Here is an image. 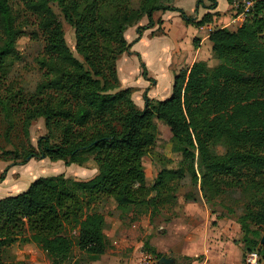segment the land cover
Returning a JSON list of instances; mask_svg holds the SVG:
<instances>
[{
	"label": "trees",
	"instance_id": "16d2710c",
	"mask_svg": "<svg viewBox=\"0 0 264 264\" xmlns=\"http://www.w3.org/2000/svg\"><path fill=\"white\" fill-rule=\"evenodd\" d=\"M20 1L37 18L44 37V55L38 62L45 78L35 92L20 100L17 94L1 93L5 66L17 52L23 31L12 0H0L1 110L9 121L21 110L28 135L33 120L44 117L49 131L58 129L61 135L59 141L52 133L40 137L43 155L82 167L92 161L98 172L86 180L64 174L40 177L25 191L0 198V264H7L5 251L18 240L35 242L52 264L67 261L73 248L102 255L107 250L106 215L92 204L105 198L119 211L145 206L153 220L168 222L177 213L186 174L196 188L183 194L184 201L203 198L212 212L235 218L242 227L245 254L256 251L258 264H264L260 243L264 234V0H255L235 30L215 26L211 31L215 66L209 68L200 60L182 68L174 76L171 96L162 100L145 96L143 107L133 98L137 88L123 87L118 75L117 61L130 48L126 31L137 26L140 39L142 29L163 23L161 17L155 18L157 12L177 11L187 24L202 26L213 22L219 11L199 19L176 6L175 0H138V6L133 0ZM51 2L59 5L75 29L79 56L68 44ZM217 6V0H212L207 8ZM144 17L148 21L142 25ZM157 120L170 127L172 151L182 159L177 167L162 168L148 185L143 159L156 143ZM216 145L226 147L225 152L214 150ZM7 153L12 157L4 155L0 160L20 164L17 151ZM35 155L27 151L25 157ZM247 171L261 177L248 178L258 191L238 213L219 197L231 184L227 177ZM143 249L159 264L162 251L148 239ZM184 259L185 263L173 264L193 260Z\"/></svg>",
	"mask_w": 264,
	"mask_h": 264
},
{
	"label": "rangeland",
	"instance_id": "374dc122",
	"mask_svg": "<svg viewBox=\"0 0 264 264\" xmlns=\"http://www.w3.org/2000/svg\"><path fill=\"white\" fill-rule=\"evenodd\" d=\"M204 1H209L210 4L212 3V0H200V3H204ZM217 1L218 8L223 11V13L226 11L227 14L235 12L230 6L229 0ZM12 2L18 17L17 22L21 26L23 32L16 43L17 52L8 59L5 66L1 93L3 95H7L8 93L17 94V99L20 100L22 99V95H30L35 92L38 85L45 78V70L38 62L44 55L45 41L42 33L38 29L37 18L30 12L24 10V6L20 0H12ZM173 3L183 8L189 14L195 15L197 13L195 9L197 8L198 0H175ZM132 4L138 6L139 1L133 0ZM51 5L63 24L68 44L75 54L79 56L75 49L77 38L75 29L66 21L59 5L56 2H51ZM198 8V12H200L201 16L207 7L205 8V5L201 4ZM163 14L164 18L168 16L172 18L173 25L179 26V33H181L183 24L182 22L177 24V21L183 18H177L179 12L168 10L164 11ZM147 21L148 19L144 17L141 20V24L144 25ZM158 29V27L142 29V39H139L140 34L135 31L136 37L133 40L137 43L134 49L138 51H136V56L129 55V64L131 65L132 74L131 80L132 84L135 86H143V83H147L146 87L143 89L141 88L142 92L135 93V101L142 102L144 94L155 100L166 99L172 94L174 76L176 73L174 69L169 66L172 56L171 43L168 37L157 34ZM262 41L264 43V33L262 35ZM206 63L209 68H212L218 63V60L212 56L209 57ZM144 71L153 78L152 81H145L147 77ZM152 82H155V84L153 85ZM141 89L137 88V90ZM22 117V111H16L12 115V120L9 121L0 107V156L5 155L6 158L12 157V153L5 154V151H17L20 155L18 161L20 164L15 166H10L16 163L14 160H0V181L3 179L2 182H0V198L25 191L34 180L40 177L64 174L68 177L86 180L95 171L96 166L92 161L87 167H82L78 164L66 165L65 160H52L48 157H41L43 153L38 144L40 137L52 133L55 135L54 139L59 141L61 133L58 129H54L52 132L49 131L45 124L44 117H39L31 123L28 135L25 132ZM156 123L158 127L156 143L148 149L143 159V165L149 183L155 180L158 172L162 168L177 167L182 159L179 153L172 151L170 141L172 133L170 127L159 120H157ZM10 124L13 125V128L10 132H7ZM214 150L218 153H223L226 147L223 145H216L214 146ZM27 151H34L36 155L33 158L27 159L25 157ZM2 171L4 173L7 172V177L3 178L5 174L3 175ZM254 175L256 179H260L261 177L253 171L244 172L236 178L227 177V179L232 180H229L231 184L226 186L224 193L219 197L221 201L235 207L238 213H242L247 203L250 202L252 195L258 191L248 183V178L254 177ZM11 179L16 183L15 186L18 187L19 191L16 190L14 193L9 192V189H11L9 186L10 182H12ZM19 181H21L20 185L18 184ZM190 181L191 178L189 174H186L181 180L179 199H182V201L184 200V193L194 191L196 188ZM92 205L93 209H99L107 216L105 225L107 250L102 255H92L81 253L78 248H73L70 258L63 264H146L144 261L145 250L143 249L144 242L147 239L146 231L151 229L153 233H156L159 230L158 227L163 223V220L159 217L157 220H153L150 211L147 210L145 206H129L125 210L119 211L115 209V204L113 202L105 198L98 199ZM219 213L220 212H213V214L218 217L221 216ZM23 245L27 247V251L28 249L29 251L31 248L33 249L31 252L27 253L19 252L18 248L21 249V247L19 245L15 246V248H17L15 251L18 252L20 256L24 257V259H22V257L19 258L24 264H52L50 256L42 250L40 246L31 245L32 247H29L28 243H24ZM10 252H13V247L5 251L4 257L7 264H16V262L20 261L13 260L9 256ZM247 254L245 256V263L243 264H249L246 259ZM181 261L182 259H176L175 262ZM153 264H157L156 260Z\"/></svg>",
	"mask_w": 264,
	"mask_h": 264
},
{
	"label": "crops",
	"instance_id": "0c3cea01",
	"mask_svg": "<svg viewBox=\"0 0 264 264\" xmlns=\"http://www.w3.org/2000/svg\"><path fill=\"white\" fill-rule=\"evenodd\" d=\"M201 4H204L206 8L210 5V2L204 1V3H199L198 1L197 8L195 9L197 12L195 17H198L199 19L209 11H219V15L215 16L214 21L210 23V27L207 26V24L202 26L187 24L183 19H180L181 15L178 14L179 16L177 18L181 21H177V24H179V22H182L183 24L181 29L182 32L179 33L180 27L173 25L172 18L169 16L164 18V12H157L155 14V18L161 17L163 19V23L155 26L154 28L160 27L162 32L157 34L168 37L170 40L172 56L170 58V63H168L169 66L174 69L175 73L179 72L182 68L190 67L195 61H207L209 57L213 56L212 42L209 35L215 26L228 27L235 30L242 23L236 11L231 14H227V11L223 13L218 6L215 9L206 8L200 16L198 7ZM230 6L232 7L231 4ZM135 31H137V26H132L125 33L127 41L130 44V48L119 57L117 61V68L123 87L133 86L143 89L146 87L147 83H143V86H135L132 84L131 80L132 74L131 65L129 64V55L136 56V51H138L134 49L137 43L133 40L136 37ZM152 80L153 78L148 75L145 81L150 82ZM152 84L154 85L155 82H152ZM142 89L136 90L135 93L142 92ZM135 93L133 94L134 100ZM144 97L145 94L142 102L135 101L139 107L144 106ZM97 172V168L95 167V171L89 178L95 176ZM3 175V178L7 177V172H3ZM2 180L3 179H1L0 182H2ZM11 180L12 182H10V184L8 182L11 188H8L9 192L14 193L16 190L19 191L18 187L15 186L16 183H14L13 179ZM153 182L154 181H152V183ZM152 183H149L147 179L148 185ZM18 184L20 185L21 181H19ZM114 207L116 209V205ZM176 211V215L170 221L163 222L158 227L159 230L156 233H153L151 229L146 231L147 239L153 246L169 257L182 259L184 263L186 262L184 259L185 257L193 258L191 264L245 263V248L243 242L241 241L243 231L241 224L236 219L228 216H215L203 198H199L197 201L189 202L179 199ZM24 243H28L29 247L31 245H37L32 241L23 242L21 240L11 244L8 248L13 247V252H10L9 254L13 260H20L19 258L22 257L15 251V249H17L15 248L16 245L21 247V249L18 248L19 252L27 253L33 250L31 248L30 251L29 249L27 251V247H24L26 244L23 245ZM199 256H202V258L197 259ZM22 259H24V257H22ZM18 262L23 263L21 260ZM18 262H16V264H18Z\"/></svg>",
	"mask_w": 264,
	"mask_h": 264
},
{
	"label": "built area",
	"instance_id": "2783aa9c",
	"mask_svg": "<svg viewBox=\"0 0 264 264\" xmlns=\"http://www.w3.org/2000/svg\"><path fill=\"white\" fill-rule=\"evenodd\" d=\"M255 0H232V7L236 11L239 19L243 22L247 18L249 9L254 5ZM210 27V24H207ZM249 264H258L259 255L256 251L247 254ZM144 261L146 264H153L155 259L149 252L144 251Z\"/></svg>",
	"mask_w": 264,
	"mask_h": 264
},
{
	"label": "water",
	"instance_id": "95a60500",
	"mask_svg": "<svg viewBox=\"0 0 264 264\" xmlns=\"http://www.w3.org/2000/svg\"><path fill=\"white\" fill-rule=\"evenodd\" d=\"M41 157L44 158L45 156L44 155H41ZM28 159H30V157ZM260 243L261 244H264V234L261 237ZM175 261H176V258L175 257H169V256H167V255L164 254L159 259V264H173V263H175Z\"/></svg>",
	"mask_w": 264,
	"mask_h": 264
}]
</instances>
